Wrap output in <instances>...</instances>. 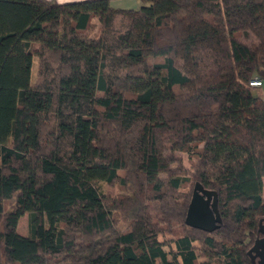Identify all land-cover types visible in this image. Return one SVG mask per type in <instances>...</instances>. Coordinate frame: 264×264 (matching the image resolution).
Wrapping results in <instances>:
<instances>
[{
    "label": "trees",
    "instance_id": "16d2710c",
    "mask_svg": "<svg viewBox=\"0 0 264 264\" xmlns=\"http://www.w3.org/2000/svg\"><path fill=\"white\" fill-rule=\"evenodd\" d=\"M140 2L0 0V264H252L264 0ZM188 183L217 194L211 232Z\"/></svg>",
    "mask_w": 264,
    "mask_h": 264
},
{
    "label": "water",
    "instance_id": "95a60500",
    "mask_svg": "<svg viewBox=\"0 0 264 264\" xmlns=\"http://www.w3.org/2000/svg\"><path fill=\"white\" fill-rule=\"evenodd\" d=\"M264 217L259 219L258 232L262 234L257 237L253 244L248 248L247 255L254 264V257L259 256L258 264H264ZM185 222L187 225L199 228L206 232L213 231L221 223L217 207V194L196 183L189 202Z\"/></svg>",
    "mask_w": 264,
    "mask_h": 264
},
{
    "label": "rangeland",
    "instance_id": "374dc122",
    "mask_svg": "<svg viewBox=\"0 0 264 264\" xmlns=\"http://www.w3.org/2000/svg\"><path fill=\"white\" fill-rule=\"evenodd\" d=\"M96 27H97V25H95V29H94L93 33L91 32V34H94V33L96 32ZM37 79H38V59H37V57H34V58H33L32 68H31V80H32V82H34V81L37 80ZM262 85H264V84H262ZM262 85H261L260 87H256V88L254 89V92H255L257 95H259V96H261L262 98H264V86H262ZM175 155L178 156V157L181 159L182 164H183L184 167L189 168V166H190V161H189V158H188V156H187L186 153H178V152H176ZM192 188H193V187L190 185V183H188V184H185V185L181 188V191H184V192H190V194H191V193H192ZM106 190H107V191L109 190L112 194H116V193L120 192V191L117 190V187H114V188H106ZM125 192H126V194H131V190H130L129 188H128ZM262 195H264V190H262ZM8 205H9V202H5V208H7ZM262 224H264V223H262ZM118 225H119L120 227H122V226L124 225V221H123V219H121V220L119 221ZM17 231H18L19 233L23 234V235L26 234V232H27V214H26V213H25L23 216H21V217L19 218V220H18V225H17ZM169 236H171V235H167L166 237H162L161 239L168 238ZM252 244H253V243H251V244L248 246V248H249ZM248 258H249V260L251 261V259H250L249 256H248ZM204 259H205V257H203V256H199V260H204ZM253 261H254V264H258L255 260H253Z\"/></svg>",
    "mask_w": 264,
    "mask_h": 264
},
{
    "label": "crops",
    "instance_id": "0c3cea01",
    "mask_svg": "<svg viewBox=\"0 0 264 264\" xmlns=\"http://www.w3.org/2000/svg\"><path fill=\"white\" fill-rule=\"evenodd\" d=\"M56 1L60 3H66V2H77L84 0H56ZM109 2L112 7L121 8V9H135L141 5L140 0H109Z\"/></svg>",
    "mask_w": 264,
    "mask_h": 264
},
{
    "label": "built area",
    "instance_id": "2783aa9c",
    "mask_svg": "<svg viewBox=\"0 0 264 264\" xmlns=\"http://www.w3.org/2000/svg\"><path fill=\"white\" fill-rule=\"evenodd\" d=\"M248 84L252 87H260L262 85V82L258 78H253L249 80Z\"/></svg>",
    "mask_w": 264,
    "mask_h": 264
},
{
    "label": "flooded vegetation",
    "instance_id": "af4514ba",
    "mask_svg": "<svg viewBox=\"0 0 264 264\" xmlns=\"http://www.w3.org/2000/svg\"><path fill=\"white\" fill-rule=\"evenodd\" d=\"M262 223H264V221H262ZM262 236V234L261 233H259V236L258 237H261ZM253 260H255L257 263H258V260H259V256H257L256 255V257H254V259Z\"/></svg>",
    "mask_w": 264,
    "mask_h": 264
}]
</instances>
